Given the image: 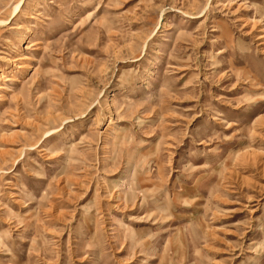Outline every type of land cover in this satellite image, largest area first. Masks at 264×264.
<instances>
[{
  "label": "rangeland",
  "instance_id": "rangeland-1",
  "mask_svg": "<svg viewBox=\"0 0 264 264\" xmlns=\"http://www.w3.org/2000/svg\"><path fill=\"white\" fill-rule=\"evenodd\" d=\"M0 264H264V0H0Z\"/></svg>",
  "mask_w": 264,
  "mask_h": 264
}]
</instances>
